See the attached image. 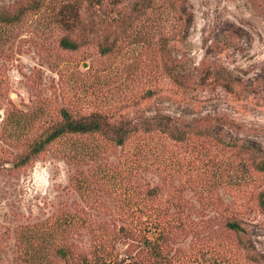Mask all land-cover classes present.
<instances>
[{
	"label": "rangeland",
	"instance_id": "374dc122",
	"mask_svg": "<svg viewBox=\"0 0 264 264\" xmlns=\"http://www.w3.org/2000/svg\"><path fill=\"white\" fill-rule=\"evenodd\" d=\"M23 1L0 0V9L16 8ZM129 1L85 3L81 20L91 27L100 26L101 31H86V41L77 50L61 46L66 32L54 22L48 8L31 11L12 26L0 23V264H23L18 246L21 226L41 223L60 208L85 206L71 178L77 169L87 171L93 164L71 163L65 157L69 142H59L28 164L15 166L30 137V126L19 111L34 118V125L39 126L50 119L45 112L42 115L41 106L57 110L76 91L85 94L92 86L104 103L118 107L125 105L132 92L136 98L123 110L125 118L166 114L180 121H196L197 125L213 124L219 118L235 126L240 137L255 141L264 153V86L250 94L233 93L214 78L216 73L227 74L238 83L248 84L264 76V0H185L188 20L181 23L169 18L164 22L160 33L170 39L173 62L188 78L184 85L175 84L164 69L151 74L143 43L127 38L119 41V48L110 57L100 53L97 36ZM224 28L232 29L234 35L221 38ZM159 43L156 41L157 46ZM207 68L211 69L210 78L205 76ZM83 77H88L90 89L80 88ZM149 89L154 90V96L143 97ZM10 112L14 115L6 122ZM151 140L143 139L151 147L142 157L146 163L136 173L127 166L125 172L132 173L142 189L159 186L160 196L153 205L176 217L173 223L186 226L174 233L173 247L189 253L199 251L200 262L206 264H233L221 260L220 255L229 251L243 264H253L244 259L245 251L240 249L236 235L224 227L228 217L236 216L245 220L248 244L263 255L258 264H264V212L258 202V194L264 192V173L253 168L249 154L210 138L193 137L192 143H175L162 136ZM93 141L80 139L76 145L85 148ZM152 146L161 148L166 163H161L162 156ZM128 150L122 153L116 148L110 153V161L131 158ZM106 201L104 209L85 208L94 218L111 224L123 213L112 198ZM135 209L144 218H153V209ZM178 217L188 218V225ZM152 230L155 239L157 233ZM38 231L42 236L55 232L44 226ZM74 238L79 248L88 252L97 236L92 238L83 228ZM127 248L128 243L122 240L117 244L122 254ZM48 263L69 264L52 256Z\"/></svg>",
	"mask_w": 264,
	"mask_h": 264
},
{
	"label": "trees",
	"instance_id": "16d2710c",
	"mask_svg": "<svg viewBox=\"0 0 264 264\" xmlns=\"http://www.w3.org/2000/svg\"><path fill=\"white\" fill-rule=\"evenodd\" d=\"M106 1L109 0H25L16 8L0 9V23L12 26L20 23L31 11L39 12L48 8L52 12L54 22L60 24L66 32L60 39L61 46L64 49L77 50L86 41L83 37L86 31H101L100 26L91 27L89 22L81 20V8L85 3L100 5ZM111 1L117 4L121 2ZM127 4L128 7L121 10L119 16L107 22L101 34L97 36L95 42L100 53L110 57L119 48V41L125 42L127 38L135 40L136 43H143V48H146V55L152 65L151 74H157V69H164L175 84H186L187 76L173 62L170 39L160 33L164 29V22L169 18L184 23L186 1L131 0ZM187 28L188 25L185 24V29ZM222 33L221 38L227 34L234 35L230 28H224ZM156 41L160 42L159 46ZM205 76L211 77V69L205 70ZM214 78L233 93L250 94L264 86V76H258L248 84L238 83L227 74L216 73ZM79 85L82 89H90L88 77L79 79ZM91 89L85 94L80 90L76 91L65 105L57 110L41 106L42 115L45 112L50 119L39 126L34 125V118L27 117L23 111L18 112L22 116L21 119H25L30 126V137L26 139L27 146L15 166L28 164L34 156L59 142H69L65 157L71 163H93L87 171L77 169L71 178L85 206L75 209L60 208L55 215L41 223L21 226L19 231H22V236L18 237L21 263L49 264L52 256L69 264H206L200 262L199 251L189 253L173 247L174 233L186 229V226H179L178 222L173 223L176 217L153 205V201L160 196V187L155 185L142 189L133 180L132 173L126 174V166L130 170L134 168L136 173V169L146 163L142 157L148 154L147 151L151 148L143 139L152 138L151 141H154L161 136L175 143H192L193 137L210 138L231 148L244 150L249 154L253 168L260 173H264V153L255 141L248 136L240 137V131L225 120L218 118L216 123L197 125L196 121H180L166 114L125 118L123 110L135 100V94L129 92L125 103L123 102L125 105L118 107L112 103H104L92 86ZM154 93V90L149 89L143 97L150 98ZM13 115L12 112L8 113L6 122H10ZM19 117L17 120H21ZM36 117L40 115L37 114ZM34 131L36 134L31 137ZM91 138L95 142L85 148L76 145L80 139ZM128 147L131 158L125 157L119 160V163L110 161V153L113 150L121 148L123 153ZM152 148H156L160 157L162 156L161 163H166L165 154L160 153L161 148ZM176 192L175 190L174 194ZM107 197L112 198L114 206L121 208L123 213L111 224H108L107 220L94 218L91 211L85 208L88 206L90 209H104L107 207ZM258 202L264 212V192L258 194ZM135 207L139 210L145 208L146 211L153 209V214L150 213L153 218L139 215ZM177 220L188 225V218L178 217ZM245 223V220L231 216L227 218L224 227L236 235L240 249L245 251L244 259L258 264L263 260V255L248 244ZM41 226L50 227L55 232L42 236L44 234L38 231ZM61 226L64 227L63 230ZM188 227L190 226H187V229ZM83 228L90 232L92 238L97 236L88 252L81 250L74 240L76 232ZM152 229L157 233L155 239H152L150 234ZM121 240L128 243L124 254L117 251V244ZM204 249L201 247V250ZM220 256L222 261L233 264L240 261L230 251ZM174 258L178 261H174Z\"/></svg>",
	"mask_w": 264,
	"mask_h": 264
},
{
	"label": "water",
	"instance_id": "95a60500",
	"mask_svg": "<svg viewBox=\"0 0 264 264\" xmlns=\"http://www.w3.org/2000/svg\"><path fill=\"white\" fill-rule=\"evenodd\" d=\"M86 67V65H84Z\"/></svg>",
	"mask_w": 264,
	"mask_h": 264
}]
</instances>
